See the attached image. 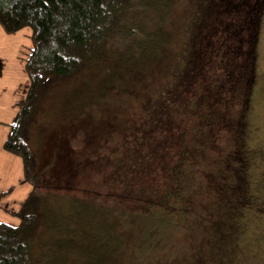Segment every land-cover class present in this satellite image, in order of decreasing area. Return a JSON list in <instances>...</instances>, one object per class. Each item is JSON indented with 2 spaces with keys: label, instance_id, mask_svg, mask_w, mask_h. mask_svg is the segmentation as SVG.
I'll return each mask as SVG.
<instances>
[{
  "label": "trees",
  "instance_id": "trees-1",
  "mask_svg": "<svg viewBox=\"0 0 264 264\" xmlns=\"http://www.w3.org/2000/svg\"><path fill=\"white\" fill-rule=\"evenodd\" d=\"M263 15L264 0H0L5 32L32 30L28 88L3 148L22 159L20 183L33 186L18 209L0 204L19 219L0 221V264H237L256 152L247 113ZM217 58L229 65L215 89L236 92L240 109L231 121L214 107L181 117L189 91L204 105V65ZM84 76L91 118L107 123L89 140L84 165L63 170L58 158L42 161L34 127L54 89ZM115 107L129 109L125 122ZM227 124L233 140L214 155L216 130ZM118 133L127 136L119 146ZM109 140L116 189L106 174L83 194L47 199L56 180L101 168ZM169 144L182 152L168 165ZM14 188L0 190V203Z\"/></svg>",
  "mask_w": 264,
  "mask_h": 264
},
{
  "label": "rangeland",
  "instance_id": "rangeland-1",
  "mask_svg": "<svg viewBox=\"0 0 264 264\" xmlns=\"http://www.w3.org/2000/svg\"><path fill=\"white\" fill-rule=\"evenodd\" d=\"M260 32L256 64L257 82L247 113L248 135L251 146L255 148L256 152H254L255 158L250 177V201L243 214L245 231L240 239L243 252L237 258V264H264V15ZM31 33L32 30L29 27H24L14 34H8L0 24V190H4L2 188L8 189L11 185L15 186L14 190L2 199L0 204L11 209H18L33 187L30 183H20L23 178L22 159L3 148L9 133V124L14 121L19 112L17 103L24 98L28 88V78L24 71L23 59L32 45ZM228 60L217 58L208 65H204L206 76L204 75V81L199 86L206 95L208 94L204 105L192 90L189 91V101L183 102L179 106L181 117L191 113L193 117H196L202 107H214L220 113H227L230 121L231 117L234 118L241 106L233 97L236 92L229 90L226 94L221 95L215 89L219 79H226L225 77H227ZM239 60L241 59L238 57L237 61ZM90 84V79L84 76L80 80L54 89L51 98L45 102L44 116L40 125L34 127L33 132V145L35 150L37 148L41 151L42 161L58 158L59 162L56 165L63 170H69L74 165L78 167L84 165L88 157L85 148L89 140L97 136L96 133L107 123L103 118L100 120L99 118L94 120V116L91 118L90 103L93 102L89 100L88 96ZM115 108L117 110L116 115L121 116L124 122L131 115L126 107ZM124 122H121V125L125 124ZM117 124L120 127V122ZM231 129L227 124L226 127L220 126L216 130L220 144L216 149L211 146L210 148L213 149L211 153L218 154L224 146L226 147L233 140ZM118 134H120L118 135L120 138L119 146L122 140L126 141L127 136L125 133ZM110 141L103 142L102 148L105 154L101 168L93 169L88 173L85 172L87 178H79L68 184H64L63 180H56L54 182L56 186L54 188L50 186L47 199L56 204L58 195L55 194L58 192L64 197L73 193L83 194L82 192L86 189L96 187L101 181L105 182L102 176L106 174L109 175L106 180L107 187L116 189L118 184H111L108 180L115 175L113 173L110 176L112 172L111 158L115 155L113 151H109L111 148L108 150L105 148V145L111 147ZM72 144L79 148L73 150ZM115 148L118 150L120 147H113V150ZM179 150L180 147L178 146L171 144L165 146L163 148V153L166 155L164 162L168 165L176 163L178 154L182 152ZM96 162L97 165L100 164L99 159ZM93 172L95 178L91 179ZM48 177H50V173H48ZM52 189L57 192H53ZM62 198L61 196L60 200ZM0 221L14 225L19 223V219L12 212L1 207Z\"/></svg>",
  "mask_w": 264,
  "mask_h": 264
},
{
  "label": "crops",
  "instance_id": "crops-1",
  "mask_svg": "<svg viewBox=\"0 0 264 264\" xmlns=\"http://www.w3.org/2000/svg\"><path fill=\"white\" fill-rule=\"evenodd\" d=\"M10 128V127H9ZM2 189H5V188H2Z\"/></svg>",
  "mask_w": 264,
  "mask_h": 264
}]
</instances>
